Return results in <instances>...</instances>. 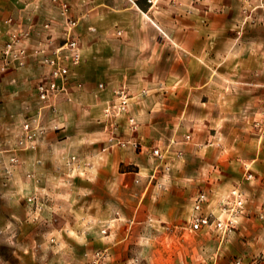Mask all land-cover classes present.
<instances>
[{"label": "crops", "instance_id": "crops-1", "mask_svg": "<svg viewBox=\"0 0 264 264\" xmlns=\"http://www.w3.org/2000/svg\"><path fill=\"white\" fill-rule=\"evenodd\" d=\"M76 2L83 20L81 42L84 51L80 65L70 69L69 87L73 101L60 105L56 122L61 129H52V116L45 112V132L37 141L36 151L24 153L12 151L20 127L0 132V201L3 202L0 218L5 221L0 225V264H30L31 261L35 264H72L76 258L73 250L78 248L76 241L81 249L99 240L105 241L108 249L124 244V239H118L116 244L112 241L115 234L126 232L123 226L108 223L114 216L111 212L113 202L125 203L127 200L132 205L131 213L126 212L123 205L119 208L116 204L120 216L137 215L146 192L145 183L137 178V170L150 166L154 158L131 147H116L100 153L101 148L107 146L100 124V105L112 96L111 90L115 86L125 84L132 94L148 91L144 98L133 100L129 105V112L139 125L137 137L144 145L158 141L163 119L170 123L181 119L212 121L213 131L205 124L201 139L216 140L222 135L223 120L237 122L264 113V33L235 32L240 23L241 8L254 6L252 1L166 0V17L172 26L166 33L169 41L143 31L147 25L144 18L127 11L132 6L149 10L145 0H83L81 5ZM37 5L38 8L48 7L45 0L27 2V8L31 10ZM129 15L138 19L142 31L134 30L128 37L120 35V28L112 33ZM47 19L41 14L36 17L29 13L24 24L30 31L27 41L30 47L45 44L42 25L48 22ZM95 25L107 30L99 32ZM53 41L52 38L51 46H56ZM13 70L21 73L23 85L29 86H36L48 72L32 59L24 68ZM158 73L165 75L158 76ZM148 78H153V82L149 81L147 86L142 81ZM99 81L106 85V90L95 98ZM40 105L37 99L33 108H26L27 117L23 122L31 119ZM170 123L168 137H173L176 136L175 127ZM182 126H185L184 122ZM70 156L85 159L90 168L72 178L74 174L65 168V161ZM11 157L18 160L17 164L10 166ZM247 162L255 176L243 187L248 196V213L253 214L264 205V144L255 155L247 158ZM28 172L35 174L37 183L25 176ZM33 193L39 197V214H35L38 212L27 202ZM127 195L134 199H127ZM90 208L96 211L88 214ZM83 212L86 215L81 214ZM35 215L41 219L38 226L14 223L19 221L18 218L24 221ZM79 215L84 216L83 220L102 217L100 223L107 221L106 233L109 235L100 238L98 232L103 224L79 223L76 218ZM259 226L258 232L264 233V221ZM139 231L134 228V232ZM83 233L86 235L78 238L77 234ZM51 236L60 248H64L63 252L50 254L47 241ZM34 240L40 243L34 247L40 248V253L31 258L26 253L31 243H36ZM113 253V260L124 259L120 250Z\"/></svg>", "mask_w": 264, "mask_h": 264}, {"label": "rangeland", "instance_id": "rangeland-1", "mask_svg": "<svg viewBox=\"0 0 264 264\" xmlns=\"http://www.w3.org/2000/svg\"><path fill=\"white\" fill-rule=\"evenodd\" d=\"M28 1L31 0H0V51L5 46L11 32L26 30L24 23L30 12L36 17L41 14L48 18L46 20L48 22L42 25H48L47 29L43 28L46 34L45 47L52 49L62 46L66 34L65 17L68 16L76 22L73 35L81 51L82 61L84 47L81 42V26L83 20L81 14H78L80 9H77L76 0L75 2L61 0L68 6L66 16L53 0H45L48 7L38 8L37 5L36 9L32 8V10L27 8ZM77 1L81 5L83 0ZM127 1L132 2V0ZM145 1L150 7L149 10L132 6L127 11L144 18L147 25L143 31L158 34L159 38L161 36L169 41L166 33L172 26L169 18L166 17V0ZM251 1L254 6L247 5L240 10L241 19L236 33H264V0H248V3ZM127 11L124 13L125 16ZM9 19L12 20L11 24L6 23ZM50 21H53L51 22L53 24H50ZM255 21L258 23L256 24ZM139 24L138 19L129 15L123 18L121 24L115 26L112 33L120 28V35L130 36L134 30L142 31L139 30ZM97 28L99 32L107 30L101 28L100 25ZM52 38L56 46H51ZM26 45L30 50L35 48V46L30 47L28 42ZM47 73L43 74L39 82L46 78ZM157 75L165 74L158 73ZM13 79L16 81L13 82ZM146 80L143 79L142 83H147V86L149 81L153 82V78ZM100 83L102 82H97V85ZM23 84L25 83L21 73L13 69L0 76V132L18 130L23 119L27 117L26 108L30 109L36 105L38 99L36 86ZM70 92L72 95V89ZM183 122L185 126L181 127ZM168 123L170 122L165 119L161 121L159 125L161 134L157 142L145 143L148 147H157L165 157L162 162L153 159L150 166L137 170V178L145 183L146 189L137 215L120 216L116 204H119V208L123 205V209L131 213L132 205L130 206L127 200L125 203L113 202L111 212L114 216L110 217L108 223L119 224L126 228V232L121 235L115 234L112 241L115 243L118 239H124V244H120L124 248L114 246L108 249L109 245L99 240L89 245L88 248L81 249L76 241L78 248L73 250L76 258L72 264H264V233L258 232L260 223L264 221V205L260 206L257 213H248V196L243 187L244 183L252 181L255 176L247 165V158L255 155L259 146L264 144V113L260 112L237 122L223 120L221 122L222 135L216 140L201 139L205 124H207L206 127L209 126L208 129L211 132L213 131L212 121L181 119L174 123L171 122L170 125L175 127L173 129L176 134L173 137H168L170 134ZM197 133L200 135L197 136ZM186 137L190 139L186 140ZM171 140H174L173 145L170 143ZM178 152L182 153L180 158L175 157ZM144 153L148 154L146 151ZM164 165L169 166L168 172L163 171ZM81 170L83 169L75 170L72 178L82 175ZM18 173L21 175L22 170ZM213 178H216L215 181L212 180ZM235 191L240 196L239 199L233 195ZM198 194L205 195L201 212L208 217V225L197 232H190L187 226ZM129 198L134 199L127 195V199ZM1 203L3 202L0 201ZM252 203L256 204L255 201ZM18 205L21 207V201ZM89 211L88 214L95 212L96 209L90 208ZM81 214L86 215L85 212ZM261 214L263 218L260 217ZM76 218L79 223L99 226L103 224L104 227H101L98 232L99 237L104 239L109 235L106 233L107 221L100 223L102 217H88L83 220L84 216L79 215ZM18 220L14 223L29 227L41 224L39 215L33 218L28 216L24 221L20 218ZM138 223L142 224L138 225ZM1 224H5V221L0 218ZM134 228L140 231L134 232ZM85 235V233L77 234L78 238ZM94 235L96 234H92ZM47 242L51 248V255L64 251V248H60L52 236ZM38 245L40 243L37 241L32 242L26 256L34 258L36 254H39L40 248H34ZM118 250H120V256L124 253L122 255L124 259L121 258L120 262L112 258L113 252ZM30 264L35 263L31 261Z\"/></svg>", "mask_w": 264, "mask_h": 264}, {"label": "built area", "instance_id": "built-area-1", "mask_svg": "<svg viewBox=\"0 0 264 264\" xmlns=\"http://www.w3.org/2000/svg\"><path fill=\"white\" fill-rule=\"evenodd\" d=\"M53 2L59 5L62 13L66 16L68 10L67 4L61 0H53ZM6 23L11 24L12 20L9 19ZM75 25L76 22L70 17H65V42L60 47L47 49L41 43L36 48L30 50L26 45L30 37V31L26 29L21 32H11L5 46L0 51V76L11 69L24 68L31 59L36 60L38 64L46 67L48 70L46 78L36 85V96L41 105L37 107L31 119L21 124L19 136L15 147L12 149L13 152L36 151L38 146L37 141L45 132L43 126L45 112H48L52 116V129L54 131L61 129L56 122L60 105L62 102L71 103L73 101L69 87L70 69L78 66L81 62V51L73 35ZM43 28L47 29L48 25H44ZM105 90L106 88L103 83L98 84L94 94L95 98H98L99 94ZM111 93L112 96L103 100L100 105V124L102 133L107 138V146L101 148L100 153H106L116 147H131L135 151H146L152 158L162 162L165 156L161 154L157 147H146L138 139L139 125L135 117L129 112L131 101L144 98L148 94V91L141 90L136 94H132L125 84H119L111 90ZM189 139V137H186V140ZM181 156L182 153L180 152L175 155L176 158H180ZM17 162L18 160L14 157L9 159L10 166L17 164ZM65 168L71 174L75 170L90 168V164L85 159L70 156L65 161ZM163 171L168 172L169 166L164 165ZM7 174L10 175V172L7 171ZM25 176L34 180L35 183L38 182L33 172H28ZM233 195L237 199L240 198L236 191L233 192ZM27 202L34 206L35 212L40 210V201L36 193L30 195L27 198ZM204 202L205 195L198 194L195 198L187 226L190 232H197L208 225V217L201 212ZM260 217L263 218V214Z\"/></svg>", "mask_w": 264, "mask_h": 264}]
</instances>
